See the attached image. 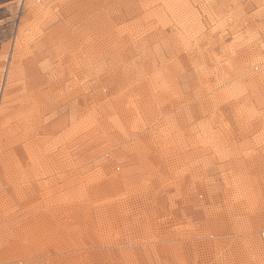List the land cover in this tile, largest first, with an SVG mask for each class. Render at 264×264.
I'll return each instance as SVG.
<instances>
[{"label": "rangeland", "instance_id": "374dc122", "mask_svg": "<svg viewBox=\"0 0 264 264\" xmlns=\"http://www.w3.org/2000/svg\"><path fill=\"white\" fill-rule=\"evenodd\" d=\"M263 235L264 0H0V264H264Z\"/></svg>", "mask_w": 264, "mask_h": 264}, {"label": "bare ground", "instance_id": "6f19581e", "mask_svg": "<svg viewBox=\"0 0 264 264\" xmlns=\"http://www.w3.org/2000/svg\"><path fill=\"white\" fill-rule=\"evenodd\" d=\"M45 236V235H44ZM51 237V236H50ZM40 246V245H39Z\"/></svg>", "mask_w": 264, "mask_h": 264}, {"label": "built area", "instance_id": "2783aa9c", "mask_svg": "<svg viewBox=\"0 0 264 264\" xmlns=\"http://www.w3.org/2000/svg\"><path fill=\"white\" fill-rule=\"evenodd\" d=\"M264 236V235H263Z\"/></svg>", "mask_w": 264, "mask_h": 264}]
</instances>
